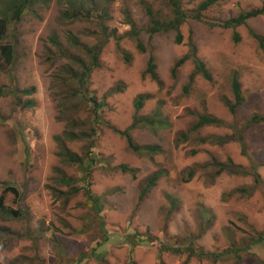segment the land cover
I'll return each mask as SVG.
<instances>
[{"label": "rangeland", "instance_id": "1", "mask_svg": "<svg viewBox=\"0 0 264 264\" xmlns=\"http://www.w3.org/2000/svg\"><path fill=\"white\" fill-rule=\"evenodd\" d=\"M205 1H179L181 45L175 31L148 33L152 18L174 20V0H29L7 23L0 203L15 214L0 211V264H264V124L243 127L264 115V41L254 38H264V13L223 27L264 0H215L200 12ZM19 2L0 0V19ZM150 56L157 80L145 74ZM194 57L210 80L192 79ZM235 78L244 101L233 114ZM200 115L222 124L192 130ZM139 118L169 126L132 129ZM224 137L233 140L217 143ZM193 239L219 256L162 248Z\"/></svg>", "mask_w": 264, "mask_h": 264}, {"label": "trees", "instance_id": "2", "mask_svg": "<svg viewBox=\"0 0 264 264\" xmlns=\"http://www.w3.org/2000/svg\"><path fill=\"white\" fill-rule=\"evenodd\" d=\"M19 1L20 2L15 5L16 7H15V9H13L12 14L10 15L9 19L8 18L0 19V51L7 58L11 57V48L1 45V41L3 40V36L6 33L7 23L12 22V21H15V22L20 21L21 20V16H22V14L24 12V9H25L26 5L28 4L27 1L29 2V0H19ZM179 1L180 0H174L175 18L172 21H160L158 19H154V18H152L153 17L152 10L148 9V13H149L150 17L152 18V26L148 29V33H149V36H150L151 39L156 34L169 32V31H175V32H177L176 43L178 45L182 44L183 36H182V34L180 33L179 30H180V26L188 19V17L185 15V13L183 11H180V9L178 7ZM214 3H215V0H207V1H205L199 7L200 12L206 11ZM262 13H264V9L252 11V12H249V13H246V14H242L237 19L230 20V21L226 22L225 24H223V27L224 28H231V27L235 28L237 26L239 27V26L243 25L246 20H248V19H250L252 17H257V16L261 15ZM77 16H78V13H73L72 18L77 17ZM135 35L138 36V33H135ZM254 38L257 39L261 43V46H262V42L264 41V38L260 37L258 35H254ZM138 49L141 50V51H144L145 47L139 44L138 45ZM191 58H192L191 55H186L183 58L179 59L176 62L175 66H174L173 74L175 75L177 70L181 66H183ZM98 59H99V56L95 55L94 59H93V64L91 65V67H94V66L97 65ZM194 64H195V74H193L192 79L194 78V76L196 74H201L206 79L210 80V74H209V72L206 69L205 63H203L201 60L195 58L194 59ZM156 68L157 67H156V64H155V58H154V56H150L149 61L147 63V69L145 71V74L146 75H150L152 79H156L157 80L158 77H157L156 72H155ZM186 89H188V88H185V90ZM233 90H234V94H235V97H236V103L234 105L233 104H229V110H230L231 113L234 114L236 112L237 107L240 106L243 103V101H244V97L241 94V85H240V83L238 82V80L236 78L233 81ZM29 92H31V91H28L27 93H29ZM145 99L146 98H144L143 95H141L137 99V102H136L135 106H136V108L138 110L142 109V107L144 106V102L143 101ZM95 103L98 104L96 101H95ZM145 123H147L149 125L151 124V126H155V127H164V126L168 127L169 126L167 123L159 124V123H157V122H155L153 120L147 121L145 118H139V119H137V121L133 122V125L131 126V128L133 129L137 125H142V124H145ZM147 124H145V125H147ZM221 124H222V122L220 120L216 119L215 117H212L210 115H200L199 119H198V122L193 126L192 130L197 131V130H199L201 128H204V127L221 125ZM259 124L260 125L264 124V115H259V114L252 115L249 118V120L245 123V125L243 127L244 128H250L252 126H256V125H259ZM122 134H124L127 137V140H128L130 148L133 149V151H136V152L139 151V148L135 147L133 145V143L131 142L132 140L130 138L129 133L126 131V132H124ZM182 136L184 137L185 133H183ZM232 140H233L232 138H228V137L225 138L224 137V138H219L216 141H217V143L225 144V143L231 142ZM239 141H240L241 146H242V151H243V153H245L246 152V144L244 142V138H243L242 132L239 133ZM155 149H159V147H155ZM67 156L71 158L70 154H68ZM78 161H79L78 159H75V158L73 159V162H78ZM120 170L122 171V173H125V174L126 173L135 174V171L133 169H129L126 166H121ZM223 171H229V172H231V174L232 173L233 174L234 173L235 174L238 173L237 171L234 170V168L230 169V167H225V166H223L220 169V172H223ZM87 173H88V171H87ZM193 175H194V172H191V176H193ZM255 178H256L255 184H258V182L261 181L260 173H256L255 174ZM157 180H158V175L153 176V178L149 182V185H150L149 188L154 187L155 183L157 182ZM148 192H149V189H144L141 192V194L139 196V203H141L145 199V197L148 194ZM253 192H254V190L253 191L251 190V194H253ZM86 193L88 194L89 198L94 199V196L91 194L90 190H86ZM0 211L3 212V213L8 214L10 216H13L15 214V211H13V210H5L3 205H2V203H0ZM195 243L196 242L193 239L192 241H189L187 244H185L184 247H182V248L174 247V244H175L174 242H171V244L173 246H168V247L164 243L163 246H165V247H162V248L163 249L166 248V250H172V251L181 252V253L185 252L186 249H187V251L190 252V255H194L195 254V255H199V256H212V257L214 256V257H218L219 254H220V252H217V251H211V252L202 251V250H200V248H197V246H195ZM228 252H229V250H227V253ZM184 264H187V262H185Z\"/></svg>", "mask_w": 264, "mask_h": 264}]
</instances>
